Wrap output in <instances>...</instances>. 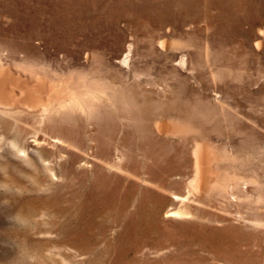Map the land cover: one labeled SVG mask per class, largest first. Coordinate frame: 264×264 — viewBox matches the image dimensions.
Returning <instances> with one entry per match:
<instances>
[{
	"label": "rangeland",
	"instance_id": "374dc122",
	"mask_svg": "<svg viewBox=\"0 0 264 264\" xmlns=\"http://www.w3.org/2000/svg\"><path fill=\"white\" fill-rule=\"evenodd\" d=\"M0 264H264V0H0Z\"/></svg>",
	"mask_w": 264,
	"mask_h": 264
},
{
	"label": "bare ground",
	"instance_id": "6f19581e",
	"mask_svg": "<svg viewBox=\"0 0 264 264\" xmlns=\"http://www.w3.org/2000/svg\"><path fill=\"white\" fill-rule=\"evenodd\" d=\"M260 43V42H259ZM258 44V43H257ZM258 48V47H257ZM260 48V47H259ZM128 61V60H127ZM129 62V61H128ZM128 69V68H127ZM216 149V148H215ZM198 158V157H197ZM200 163V162H199ZM197 167H199V166H197ZM192 170V169H191ZM199 170V169H198ZM198 178H199V176H198ZM195 181V180H194ZM200 183V182H199ZM197 185V184H196Z\"/></svg>",
	"mask_w": 264,
	"mask_h": 264
}]
</instances>
